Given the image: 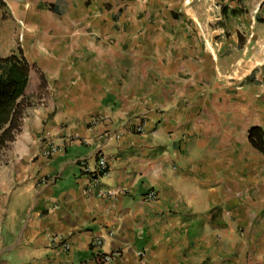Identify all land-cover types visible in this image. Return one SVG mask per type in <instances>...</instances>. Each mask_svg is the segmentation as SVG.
<instances>
[{
	"label": "crops",
	"instance_id": "1",
	"mask_svg": "<svg viewBox=\"0 0 264 264\" xmlns=\"http://www.w3.org/2000/svg\"><path fill=\"white\" fill-rule=\"evenodd\" d=\"M2 1L0 55L33 70L0 146V264H98L96 237L109 264H264L247 136L264 132V0ZM49 140L69 144L45 159ZM99 156L88 193L79 163Z\"/></svg>",
	"mask_w": 264,
	"mask_h": 264
},
{
	"label": "trees",
	"instance_id": "2",
	"mask_svg": "<svg viewBox=\"0 0 264 264\" xmlns=\"http://www.w3.org/2000/svg\"><path fill=\"white\" fill-rule=\"evenodd\" d=\"M5 4L0 0V9ZM232 15L237 14L231 10ZM33 68L20 49L8 56L0 55V146L13 140L19 132L23 114L31 106L27 87ZM250 146L264 155V132L260 127L248 130Z\"/></svg>",
	"mask_w": 264,
	"mask_h": 264
},
{
	"label": "built area",
	"instance_id": "3",
	"mask_svg": "<svg viewBox=\"0 0 264 264\" xmlns=\"http://www.w3.org/2000/svg\"><path fill=\"white\" fill-rule=\"evenodd\" d=\"M134 131L137 134H141L143 132L142 126L135 127ZM68 144L69 142H66L65 140H61L60 142H54L53 140H49L47 141L46 146L43 148L40 154L43 158L49 159L55 156L56 154L62 152ZM106 166V161L102 156L97 157L94 168H90L85 162L79 163L81 173L83 174L89 186L87 190L88 193H90L91 191H93V189L96 188L99 178L105 174ZM145 199L149 202L154 201L156 199L155 192L150 191L149 193H147ZM110 235L111 234L109 233L108 236ZM52 242H55L56 245L61 248L63 252H69L70 246L61 236H53ZM104 242V237H96L90 242V249L93 252L94 259L98 264H109L119 256L118 252L103 254L101 252V248Z\"/></svg>",
	"mask_w": 264,
	"mask_h": 264
},
{
	"label": "rangeland",
	"instance_id": "4",
	"mask_svg": "<svg viewBox=\"0 0 264 264\" xmlns=\"http://www.w3.org/2000/svg\"><path fill=\"white\" fill-rule=\"evenodd\" d=\"M5 14V13H4ZM2 15H0V23H1V21H3V20H6V18H5V16H2ZM8 24H11L9 21H8ZM1 27H4L3 25H1ZM12 27V26H11ZM3 33V31L1 30V28H0V46H3V45H5V39H8L9 38V36L8 35H3L2 34ZM3 53V52H2Z\"/></svg>",
	"mask_w": 264,
	"mask_h": 264
}]
</instances>
